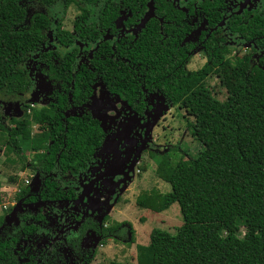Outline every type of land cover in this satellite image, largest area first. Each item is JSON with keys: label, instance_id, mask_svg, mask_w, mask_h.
<instances>
[{"label": "trees", "instance_id": "trees-1", "mask_svg": "<svg viewBox=\"0 0 264 264\" xmlns=\"http://www.w3.org/2000/svg\"><path fill=\"white\" fill-rule=\"evenodd\" d=\"M98 1L0 0V91L11 94L28 86L24 81L26 72L20 71L19 66L30 53L37 51L39 61L49 62V56L56 57L59 64L50 62L53 74L68 89L73 81V88L69 90L75 99L84 96L83 87L90 81V73H86L82 65L76 73L72 72L75 65L73 50L65 54L55 50L41 53L50 20L43 13L35 12L26 22L25 8L33 3L51 7L60 2L63 9L73 6L82 13L74 20L78 26L80 21L87 19V6ZM105 23L102 19V24ZM60 24L58 21L56 26L57 44L60 48L71 47L74 36L61 31ZM98 37L91 34L89 42ZM185 51H163L148 35L139 40L137 47L138 58L134 62L141 64L145 84L158 85L161 93L171 101L183 95L180 103L193 117V121L187 124L188 132L201 149L197 160L179 157L174 164L163 154L155 174L168 184L170 190L160 193L152 189L137 196V206L155 213L164 212L177 203L182 224L169 237L167 248L160 249L156 247L159 243L155 242L148 246L136 245L135 264H264V56L251 67L248 58L231 63L228 60L223 62L222 57H214L202 69L189 72L182 67L176 69L180 62L185 65L188 61ZM98 53L101 51L97 50L90 61L92 68L102 72L103 82L109 83L112 91L130 103L140 90L138 84L130 74L114 71L115 68L123 69L124 65L119 61L102 60ZM211 65H228L231 74L237 76L238 87L229 92L224 101L214 98L202 84L188 91L189 80L200 77ZM16 75L23 78L18 84L13 79ZM123 75L133 81L128 82V89L120 82ZM12 122L6 138L0 140L4 150L14 153L22 168H25L21 156L23 148L34 151L32 169L41 175L55 169L64 172L84 166L102 141V129L95 121L86 122L80 118L60 121L47 108L30 116L24 107L23 117ZM31 123L38 125L39 133L31 134L28 129ZM6 160L14 162L8 157ZM54 185L46 177L38 196H27L29 189L22 188L16 199L26 204L75 198L72 191L63 192ZM28 217H31L30 213L20 215L22 224L14 229L5 224L2 231L5 236L0 233V264H66L63 252L58 251L63 246L71 247L78 257L73 264H90L92 257L81 246L85 232L88 230L97 238V243L104 244L120 226L104 229L107 217L103 214L98 222L83 221L73 233L66 234L71 238L66 243L47 245L40 252L29 254L22 242L38 228L24 224ZM33 217L41 218L38 213ZM10 227L14 233H7ZM133 242L130 239V244Z\"/></svg>", "mask_w": 264, "mask_h": 264}, {"label": "flooded vegetation", "instance_id": "flooded-vegetation-1", "mask_svg": "<svg viewBox=\"0 0 264 264\" xmlns=\"http://www.w3.org/2000/svg\"><path fill=\"white\" fill-rule=\"evenodd\" d=\"M77 11L78 15L76 17H81V11L78 9ZM41 13L50 20V25L48 29H46V39L40 47L42 50L41 53L48 54L50 51L55 50L61 54H65L73 50L75 65L72 68V72L76 73L82 65L85 67V72H89L91 76L89 79L90 81L83 87V91L86 92V94L77 100L72 96L71 90H69L73 88V81L68 89L67 86H63L62 80H58L53 74V68L50 62L56 65L58 59L54 56H49V62L46 60L39 61V52L30 53L28 55L30 58L27 59L29 60V66L24 69L25 72L28 73V79L30 78L31 82L36 80L35 71L32 69L31 65L34 63H43L47 65L51 73V77L48 75L47 77L57 83V88L50 93L48 102L43 108L52 110L53 114H55L60 121H64L66 118H80L82 120L85 119L86 122L95 121L100 126L98 119L91 115V113L80 112V114H75L82 106L89 102L90 98L93 96L94 87L100 84L107 96V98L101 102V104L103 103V108L101 107V110L106 109L104 112H109L108 114L110 117L108 121L110 126H112V131L110 132L111 136H113V138L116 137L119 129L124 132L129 130L130 135L123 145L122 157H124L126 161L125 170L120 173H114L112 168L109 167L110 162H113L111 153L114 152L117 149L116 146H118V142L115 140V145L108 148L103 155V162L105 160L107 161L108 169L103 168L98 171V174L93 178H89L88 180L84 179L85 175L92 169V165L97 163V157L108 137L107 134H109V130L107 133L102 131L100 146L96 149L88 162L84 166H79L76 170L70 169L62 172L55 169L51 173L41 175L38 170L32 169V162L28 164L29 169L37 173L39 188L35 193L28 190L29 194H27V196H38V191L42 187V180L45 181L46 177H48L49 182L55 184L53 186L54 188L67 193L72 191V193L75 194L74 199L42 200L26 203L27 206H32V204H41L43 206L50 204L56 209H63V207L65 208L68 204L75 206L74 211L63 209L60 213H52L53 222L58 226L49 230L41 228V223L45 224L47 219L41 214L39 208L36 213H38L41 218H34L33 215H35V213H30L28 211L25 213L31 214V217H28L26 221L28 219H34L36 221V223L29 225H34L38 228L35 234L30 235L23 241L26 243L29 241V245H24L22 242L23 247L28 249L29 254L40 252V250L46 248L47 245L57 246L58 244L66 243L67 239H71L70 237H66V234L73 233L83 221L86 222L89 220L88 222H98L105 213V208L99 212L91 213L90 206L88 205L89 203L85 204L82 197L86 196L87 192L89 193L90 191H95L94 189H99L98 186L101 183L103 184L107 181L118 183L119 181L126 180V178L135 175L137 166L144 159V154L142 153L147 144L145 134L148 125L153 123L154 119H156L157 115L155 114H161L162 108L171 107L174 103H179V106L183 108L180 103L183 95L181 97L178 96L175 101H171L161 93L158 85L153 83L147 86L145 84V73H141V64L134 62L135 59L138 58L137 47L141 38L148 35L150 40L152 41L153 39L163 51L167 49L168 52L185 49V53L189 59L185 62V65H183L184 62H180L176 66V69L182 67L184 71L189 72L191 70H189L187 64L192 56L199 51L205 52V64L209 62V59L214 57H222L223 62L228 60L231 63L238 59L248 58V65L251 67L256 65L264 56V0H99L87 6V12L85 14L87 19H85V21H80L79 23L81 25H75L74 20L76 17L73 20L71 31L64 30L61 24L59 25L61 31H68L71 33V36H74L71 47L67 46L61 48L55 39L58 20H53L47 13ZM102 19H105V24H102ZM91 34L96 37L99 35V37L89 42ZM106 47L110 50L107 51L105 49ZM242 48L246 51L244 50V52H242ZM97 50L101 51V53H98L100 59L113 60L115 63L119 61L124 65L123 69L115 68L114 71L130 74L134 82L138 84L140 90L130 103H128L125 98H121L118 93L112 91L110 89L112 87L109 83L105 84L103 82L101 77L102 72H98L92 68L90 61L93 59L94 53L97 52ZM232 54L234 55L231 56ZM83 55H87L86 61L81 63L80 58H83ZM113 78L115 79L114 76ZM120 82L123 83L122 87L126 85V89H128L130 84L128 82L132 83L133 81L127 75H123ZM32 88H34V86H32ZM35 96L37 97L38 93H36ZM63 100H65L64 104H62ZM78 101H80L79 104L77 103ZM110 101L116 103L114 107L109 105L108 102ZM109 107H111V109H109ZM113 109L115 110L112 111ZM27 114H29V111ZM183 114L186 115L185 118L190 119L186 124L193 121V117L185 109ZM186 131L187 134L190 135L188 128ZM122 140L124 141L125 138L123 137ZM134 159L135 162L131 168V163ZM64 175L75 176L76 182L64 185L61 181V177ZM63 203L65 204L62 205ZM68 214L69 218L66 219ZM105 222L103 228H110L104 227ZM117 224L120 225L118 231H116L115 235L109 237L113 240L121 239L125 241L126 237H122V228L127 226L128 232L131 233H133V229L126 222H119ZM11 230L12 228L10 227L7 233L11 234ZM117 232L119 233L117 234ZM2 235L5 236V234ZM89 236L97 240V238L87 230L85 232V237L82 239L81 246L83 247V251H86L89 256L92 257L93 253L91 249L85 246L86 237ZM34 237L38 245H40L38 250L31 248V244L36 243L35 241L32 242ZM58 251L63 252V258L66 264H73L72 262L78 259L69 246H63Z\"/></svg>", "mask_w": 264, "mask_h": 264}, {"label": "rangeland", "instance_id": "rangeland-1", "mask_svg": "<svg viewBox=\"0 0 264 264\" xmlns=\"http://www.w3.org/2000/svg\"><path fill=\"white\" fill-rule=\"evenodd\" d=\"M27 20L35 12H44L49 14L53 20L61 22V26L64 30L71 31L74 18L78 15V11L75 7L70 6L67 9H63L60 2L52 7H41L37 4H28L26 6ZM53 26V25H52ZM53 33V31H52ZM244 52V48H242ZM246 51V50H245ZM248 52V50H247ZM246 52V53H247ZM241 53V52H240ZM232 54L231 56H233ZM81 63L86 61V56L83 55ZM30 57H27L24 62L19 66V70L23 71L28 68ZM205 52L199 51L195 53L191 60L188 62L187 67L191 71H198L205 65ZM35 71L36 80L31 82L28 79V73H24L26 78L24 81L28 86L24 87L20 92H14L8 94L5 90L0 91V140L6 138L7 131L12 128V120H19L23 117V108H27L28 115H33L39 112L46 103L50 93L57 88V83L50 80L51 73L47 65L41 63H34L31 65ZM25 71V70H24ZM23 74V75H24ZM22 75H16L13 77L16 84L20 83L23 78ZM19 77V78H18ZM237 76L231 74L229 66H209L205 72L198 78L191 79L188 83V91L198 84L204 85L211 93V95L219 101H224L227 98L229 92L234 91L238 87ZM34 86V88H32ZM38 93L36 97L35 94ZM42 95V96H41ZM107 98L106 93L100 84H97L93 89V96L89 102L86 103L75 114L91 113L100 122V127L103 132L109 130L108 137L106 138L100 154L97 157V163L92 165V169L85 175V180L93 178L98 174V171L103 168L108 169L107 161L103 162L104 153L111 146L115 145V140L118 142L117 149L111 153L113 162L111 161L109 167L112 168L114 173H120L125 170V158L123 156V145L129 138V130L121 131L119 129L116 137L113 138L110 132L112 126L108 121L110 115L103 108V103ZM117 102V101H116ZM111 107L116 104L113 101L108 102ZM108 105V106H109ZM119 105V104H118ZM109 107V109H111ZM113 109L112 111H114ZM104 112V113H103ZM184 109L179 106V103H174L171 107L162 108L161 114L156 113V119L153 123H150L147 127L145 137L146 146L143 153L144 159L137 166L135 175L126 178V180L113 183L107 181L101 183L95 191L87 192L86 196H83L84 203H89L90 211L99 212L105 208V215L107 220L104 227H111L119 222H126L131 225L133 233L128 232V227L123 229L122 237H126V240L121 239L113 240L111 237L106 238L103 245H100L98 240L94 237H86L85 246H88L92 251V260L90 264H109L110 262H119L127 264L136 263V245L148 246L155 242L156 247L160 249L167 248L169 237H171L175 229L182 224V217L177 203L172 204L166 211L161 213H155L148 209L141 208L136 204V198L144 191L156 189L160 193L168 192L169 186L155 174L157 163L161 160L160 157L166 154L171 163L174 164L179 157H183L184 160L198 159V152L201 149L200 145L190 135L187 134L186 122L190 120L185 118L183 114ZM129 126V125H127ZM32 135L39 133L38 125L31 123L28 127ZM125 138L123 141L122 138ZM34 151L24 147L21 153L25 168H22L20 159L12 152L6 153L4 146L0 142V188L5 190L3 186H10V189L5 190L3 193V202L13 203V205L4 206L0 215H5L10 223V226L17 228L22 224L20 215L25 213H36L38 208L41 210V214L47 219L42 224L43 229H53L58 225L53 222L52 213H60L61 210H75V206L68 204L63 209L53 208L52 205L32 204V206L22 205L23 203L17 202L16 194L22 188H28L30 192L35 193L39 188V178L37 173L29 169V165L32 162V156ZM150 155V156H149ZM6 157L14 160L13 163L6 160ZM153 158V159H152ZM144 167V168H141ZM14 178L13 182L11 179ZM61 181L64 185L76 182V178L73 175H64L61 177ZM1 193V192H0ZM9 195V196H8ZM15 217L8 212L9 209L16 206ZM20 203V204H19ZM15 204V205H14ZM63 203L62 205H64ZM1 206V205H0ZM11 207V208H10ZM6 209V210H5ZM32 209V211H31ZM12 211V209H11ZM67 215V214H66ZM69 218V214L66 219ZM4 217H0V233H2L4 227ZM36 223L34 219H28L24 221L25 225ZM49 224V225H48ZM48 225V226H47ZM15 231L12 230L11 233ZM89 238V239H88ZM130 239H133V243L130 244ZM36 242L35 237L32 242ZM38 241V240H37ZM24 245L29 241L23 242ZM40 245L38 243H32L31 248L38 250Z\"/></svg>", "mask_w": 264, "mask_h": 264}, {"label": "crops", "instance_id": "crops-1", "mask_svg": "<svg viewBox=\"0 0 264 264\" xmlns=\"http://www.w3.org/2000/svg\"><path fill=\"white\" fill-rule=\"evenodd\" d=\"M11 180H12L13 182L15 181L14 178H12ZM3 188H5V190L8 191V190L10 189V186H3ZM5 190H4V191H5ZM4 191H2L1 188H0V192H1V193H0V205H1V206H0V212L2 211V208H3L4 206L13 205V203H7V202L4 203V202H3V199H4V197H3V193L5 194V192H6V191H5V192H4ZM5 195H6V197H7V194H5ZM8 196H9V195H8ZM14 205H15V204H14ZM16 205H18V203H16ZM10 208H11V207H10ZM13 208H14V207H13ZM13 208H11V209L13 210ZM5 210H6V209H5ZM6 213H8V214L10 213V214H11V211H10V212H9V211H8V212L6 211ZM2 216H3L4 219H5V215H2ZM2 216L0 215V217H2Z\"/></svg>", "mask_w": 264, "mask_h": 264}, {"label": "water", "instance_id": "water-1", "mask_svg": "<svg viewBox=\"0 0 264 264\" xmlns=\"http://www.w3.org/2000/svg\"><path fill=\"white\" fill-rule=\"evenodd\" d=\"M134 162H135V159L132 161V163H131V168H132V166H133V164H134ZM131 170V169H130ZM130 170H129V172H130ZM20 204V203H19ZM19 205H16L14 208H13V210L11 211V215H12V218L13 217H15V211H16V209H17V207H18ZM9 221L7 220V219H5V221H3V225L1 226L2 228L5 226V224H7V225H10V223H8Z\"/></svg>", "mask_w": 264, "mask_h": 264}]
</instances>
